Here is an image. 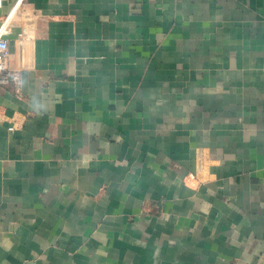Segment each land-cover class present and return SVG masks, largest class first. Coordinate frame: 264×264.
<instances>
[{
	"label": "crops",
	"instance_id": "obj_1",
	"mask_svg": "<svg viewBox=\"0 0 264 264\" xmlns=\"http://www.w3.org/2000/svg\"><path fill=\"white\" fill-rule=\"evenodd\" d=\"M13 6L0 264H264V0Z\"/></svg>",
	"mask_w": 264,
	"mask_h": 264
},
{
	"label": "built area",
	"instance_id": "obj_2",
	"mask_svg": "<svg viewBox=\"0 0 264 264\" xmlns=\"http://www.w3.org/2000/svg\"><path fill=\"white\" fill-rule=\"evenodd\" d=\"M4 0H0V7ZM24 0H14L13 12L23 3ZM11 14L5 19L0 27V85L5 86L11 82L20 83V73L10 65V43L7 35L11 33ZM22 31L17 32V37H23Z\"/></svg>",
	"mask_w": 264,
	"mask_h": 264
}]
</instances>
